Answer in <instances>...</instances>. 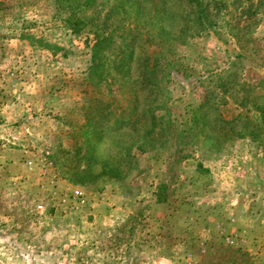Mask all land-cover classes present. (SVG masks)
<instances>
[{
  "label": "rangeland",
  "instance_id": "rangeland-1",
  "mask_svg": "<svg viewBox=\"0 0 264 264\" xmlns=\"http://www.w3.org/2000/svg\"><path fill=\"white\" fill-rule=\"evenodd\" d=\"M55 2L0 0V264H264V0L208 12L121 130L131 94L95 86Z\"/></svg>",
  "mask_w": 264,
  "mask_h": 264
},
{
  "label": "trees",
  "instance_id": "trees-1",
  "mask_svg": "<svg viewBox=\"0 0 264 264\" xmlns=\"http://www.w3.org/2000/svg\"><path fill=\"white\" fill-rule=\"evenodd\" d=\"M179 2H183L184 7L172 11L171 5H181ZM55 3L57 9L67 13L64 22L72 33L93 36L89 75L97 80L94 85L109 82L106 83L108 91L127 90L131 94L129 106H120V114L109 118L112 123L108 127L112 130L129 126L136 129L138 119L135 117L142 103L148 104L146 111L153 114L160 106L153 104L151 94L161 90L159 82L165 73L162 60L174 55L176 49L196 33V25L203 27L207 23L209 26L207 13L218 12L224 5L223 0H56ZM142 91L150 93H146L144 102L139 99ZM250 95L258 102L260 96ZM96 102L97 111L106 110L113 115V107L117 105L113 96ZM252 109L259 116L258 124L254 123L257 128L264 122V105L253 104ZM238 117L235 115L227 123L235 122ZM239 134L230 130V135ZM251 134L258 135L256 131ZM101 161H104L101 173L120 174L119 162L112 164L109 158Z\"/></svg>",
  "mask_w": 264,
  "mask_h": 264
},
{
  "label": "built area",
  "instance_id": "built-area-1",
  "mask_svg": "<svg viewBox=\"0 0 264 264\" xmlns=\"http://www.w3.org/2000/svg\"><path fill=\"white\" fill-rule=\"evenodd\" d=\"M81 193H82V192H79L78 190H75V194H74V196H75V197H78V198L80 199V201L83 202V197L80 196ZM36 209H37L38 211H42L43 206H42L41 204H38V205H36Z\"/></svg>",
  "mask_w": 264,
  "mask_h": 264
}]
</instances>
